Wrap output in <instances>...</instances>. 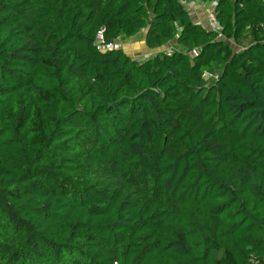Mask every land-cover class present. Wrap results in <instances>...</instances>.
I'll return each instance as SVG.
<instances>
[{
	"label": "trees",
	"instance_id": "16d2710c",
	"mask_svg": "<svg viewBox=\"0 0 264 264\" xmlns=\"http://www.w3.org/2000/svg\"><path fill=\"white\" fill-rule=\"evenodd\" d=\"M203 1L222 38L182 0H0V264H264V7ZM144 29L171 50L115 44Z\"/></svg>",
	"mask_w": 264,
	"mask_h": 264
},
{
	"label": "rangeland",
	"instance_id": "374dc122",
	"mask_svg": "<svg viewBox=\"0 0 264 264\" xmlns=\"http://www.w3.org/2000/svg\"><path fill=\"white\" fill-rule=\"evenodd\" d=\"M203 0H192V3H189L188 0L184 1V6L188 9L190 16L193 17V20L202 24L208 29H211V26L208 24V13L211 8V2L210 1H204L203 3L201 2ZM198 10H200V16H198ZM146 30H141L136 37L134 38H128L124 39L122 37H119L118 39L115 40V44L119 45L122 47V49L129 54L130 56L137 58V59H144L151 54H154L158 51L166 50L170 51L171 46L173 44H165L161 47L155 48V49H149L145 45V35H143V32ZM214 32L217 33L218 38H222V34L220 32V29L218 30H213ZM249 39H242L241 41L235 42L233 39H229L227 42L230 45V48L232 49L231 52L243 49L244 46L248 43ZM218 72L217 70L214 71H206L203 73V78H204V83L205 85H208L209 83L213 82L215 79H217Z\"/></svg>",
	"mask_w": 264,
	"mask_h": 264
},
{
	"label": "built area",
	"instance_id": "2783aa9c",
	"mask_svg": "<svg viewBox=\"0 0 264 264\" xmlns=\"http://www.w3.org/2000/svg\"><path fill=\"white\" fill-rule=\"evenodd\" d=\"M184 1H186V0H184ZM261 1L263 4V7H264V0H261ZM210 2H211V8H210L209 13H208V24H209V26H211V28L213 30H218V29H220V24L218 23V21L216 19V2L215 1H210ZM97 39H98L99 43L103 42L101 33L98 34ZM111 45H112L111 43L107 44V46H109V47Z\"/></svg>",
	"mask_w": 264,
	"mask_h": 264
},
{
	"label": "crops",
	"instance_id": "0c3cea01",
	"mask_svg": "<svg viewBox=\"0 0 264 264\" xmlns=\"http://www.w3.org/2000/svg\"><path fill=\"white\" fill-rule=\"evenodd\" d=\"M189 1V3H192V0H188ZM202 3L204 2V1H201ZM200 10H198V16H200ZM191 18L193 19V17L191 16ZM138 34V33H137ZM137 34L136 35H134V36H132L131 38H134V37H136L137 36ZM143 35H145V32H143Z\"/></svg>",
	"mask_w": 264,
	"mask_h": 264
}]
</instances>
